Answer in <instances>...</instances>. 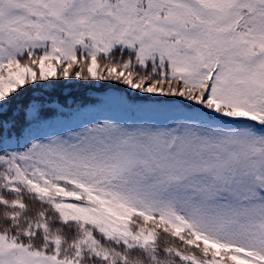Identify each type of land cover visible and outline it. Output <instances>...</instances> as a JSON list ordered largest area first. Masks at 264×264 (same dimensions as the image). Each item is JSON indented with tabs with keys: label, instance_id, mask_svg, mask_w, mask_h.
<instances>
[{
	"label": "snow or ice",
	"instance_id": "6c2138e0",
	"mask_svg": "<svg viewBox=\"0 0 264 264\" xmlns=\"http://www.w3.org/2000/svg\"><path fill=\"white\" fill-rule=\"evenodd\" d=\"M0 264H264V0H0Z\"/></svg>",
	"mask_w": 264,
	"mask_h": 264
},
{
	"label": "trees",
	"instance_id": "16d2710c",
	"mask_svg": "<svg viewBox=\"0 0 264 264\" xmlns=\"http://www.w3.org/2000/svg\"><path fill=\"white\" fill-rule=\"evenodd\" d=\"M63 91H65V89L61 86V87H58L51 94L53 96H59L61 95ZM71 91L77 99H83V100H86L88 95H101V94H104L105 92H107L109 95L118 94V92L114 89L113 90H106V89L89 90L83 87L72 88Z\"/></svg>",
	"mask_w": 264,
	"mask_h": 264
}]
</instances>
